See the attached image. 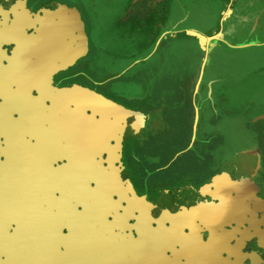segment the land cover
<instances>
[{
	"label": "flooded vegetation",
	"instance_id": "obj_1",
	"mask_svg": "<svg viewBox=\"0 0 264 264\" xmlns=\"http://www.w3.org/2000/svg\"><path fill=\"white\" fill-rule=\"evenodd\" d=\"M55 5L62 6L0 0V264H264V207L247 197L263 195L197 188L206 183L202 177L186 187L163 185L187 175L181 165L168 173L176 161L187 153L199 161L196 146L212 141L199 139L198 123L185 148L149 170L143 153L157 138L141 137L142 117L128 122L115 166L140 200L128 188L118 200L109 186L95 185V163L118 155L120 125L95 123L94 93L142 113L114 95L122 79H95L93 40L77 8L85 41L62 57L73 33L63 32ZM201 88L202 80L197 93ZM151 123L146 118L144 128ZM156 125L170 129L168 122ZM239 191L245 195L236 197ZM220 194L227 197H213ZM94 226L110 247L94 249Z\"/></svg>",
	"mask_w": 264,
	"mask_h": 264
},
{
	"label": "rangeland",
	"instance_id": "obj_2",
	"mask_svg": "<svg viewBox=\"0 0 264 264\" xmlns=\"http://www.w3.org/2000/svg\"><path fill=\"white\" fill-rule=\"evenodd\" d=\"M57 1L77 8L88 24L95 79L112 83L122 79L114 95L125 97V105L143 114L137 128L142 130L141 137L157 138L143 153L152 164L149 170L166 164L186 147L194 100L199 105L198 137L212 141L196 146L199 161L188 153L178 159L168 173L181 170V165L187 175L172 183L163 179V185L186 187L202 177L206 183L197 188H243L264 196V119L254 121L264 115V0ZM221 27L233 45H256L231 48L214 42L204 66L202 88L193 97L204 44L190 32L215 35ZM124 46L127 54L121 56ZM209 83L213 86L207 93ZM138 96L140 101H135ZM146 118L154 122L150 128H144ZM159 122H168L170 129L157 130ZM156 154L159 157L154 158ZM146 178L150 185V177ZM104 207L95 208V215ZM94 238V249L111 246L96 226Z\"/></svg>",
	"mask_w": 264,
	"mask_h": 264
},
{
	"label": "water",
	"instance_id": "obj_3",
	"mask_svg": "<svg viewBox=\"0 0 264 264\" xmlns=\"http://www.w3.org/2000/svg\"><path fill=\"white\" fill-rule=\"evenodd\" d=\"M55 8L58 9V11L61 12L62 14V29L63 32L66 33V31L68 29L71 30V32L73 33L72 37L69 39V44L68 46H66L63 49V53H62V57H64L69 51L70 49L74 46V45H80L81 43H83L85 41V34H84V29H83V23L80 19L79 13L76 9L74 8H68L66 6H61V5H55ZM46 12H48L50 10L49 8H45L44 9ZM221 26H222V22H221ZM68 28V29H67ZM223 28H220V31L217 32L215 35H203L200 36L199 34H197L196 32H190L192 35L194 36H198L204 44V59L202 61V65L199 71V75L196 81V84L194 86V91H193V97L196 95L200 82L202 80V75H203V70H204V66L206 63V59H207V55L209 53V50L212 48L213 43L214 42H222L224 44H226L227 46L231 47V48H243V47H249L252 45H256V44H245L242 46H235L232 43L229 42L228 39H226L223 35ZM94 100H95V123L97 124H102V123H108V121L110 119H113L114 122H117L118 125H120V137L118 139V143L116 145V148L113 149V151L115 152V154L118 153V155H115V159H110V157L108 156L105 160L101 161L100 164L95 163V171H96V178H95V185H99V186H109L110 190L108 191L109 195L111 198H113V196L118 197L119 200V195L122 192H128L127 188L131 190V194L133 196V198L135 200H140L139 198H137L135 196V194L133 193L131 187L128 185H125V182L121 179L120 177V171L119 168L115 166V163L119 165H121L120 163V156H119V151H120V141L123 135V132L126 128V126L128 125V122H133L134 119H137L138 117H143L142 114H138L134 115L133 112L123 108L122 106H119L107 99H105L104 97L100 96L97 93H94ZM195 106V117H194V121H193V127H192V140L195 138L196 136V127H197V123H198V109L197 106L194 104ZM107 117H104V116ZM98 118V119H97ZM264 119V115H261L259 117H257L254 121L257 120H262ZM112 121V122H113ZM96 129V128H95ZM112 140L114 139L113 137H111ZM110 151H112V147L110 148ZM105 153V151H101L99 153V156L101 157V155ZM110 153V152H109ZM108 154V152H107ZM103 163L107 164V167H104ZM109 169V171H108ZM242 194H244L242 191L236 192L235 196L236 197H240ZM245 195V194H244ZM215 198H225L227 197V195L225 194H220V195H215L213 196ZM249 201L251 203H253V205L257 206L258 204L263 205L264 207V201L255 199L254 197H249L247 196Z\"/></svg>",
	"mask_w": 264,
	"mask_h": 264
},
{
	"label": "crops",
	"instance_id": "obj_4",
	"mask_svg": "<svg viewBox=\"0 0 264 264\" xmlns=\"http://www.w3.org/2000/svg\"><path fill=\"white\" fill-rule=\"evenodd\" d=\"M141 31H142V30H141ZM141 31H140V32H141ZM124 33L126 34V32H124ZM126 43H127V42L125 41L124 44H126ZM156 43L158 44V39L155 41V44H156ZM127 44H128V43H127ZM130 44H131V43H130ZM135 48H139V47L137 46V44H135ZM127 50H128V49L125 50V46H124V47H123V52H121V53H122L121 56H126V54H127L126 51H127Z\"/></svg>",
	"mask_w": 264,
	"mask_h": 264
},
{
	"label": "bare ground",
	"instance_id": "obj_5",
	"mask_svg": "<svg viewBox=\"0 0 264 264\" xmlns=\"http://www.w3.org/2000/svg\"><path fill=\"white\" fill-rule=\"evenodd\" d=\"M56 31H57V30H56ZM104 117H107V116L105 115ZM110 132H114V128H113V129L110 128ZM111 137H113V136H111Z\"/></svg>",
	"mask_w": 264,
	"mask_h": 264
}]
</instances>
